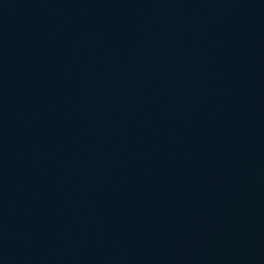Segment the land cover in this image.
I'll return each mask as SVG.
<instances>
[{"label":"water","instance_id":"obj_1","mask_svg":"<svg viewBox=\"0 0 264 264\" xmlns=\"http://www.w3.org/2000/svg\"><path fill=\"white\" fill-rule=\"evenodd\" d=\"M0 264H264V0H0Z\"/></svg>","mask_w":264,"mask_h":264}]
</instances>
